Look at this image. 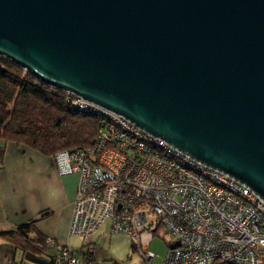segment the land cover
<instances>
[{
  "label": "water",
  "instance_id": "1",
  "mask_svg": "<svg viewBox=\"0 0 264 264\" xmlns=\"http://www.w3.org/2000/svg\"><path fill=\"white\" fill-rule=\"evenodd\" d=\"M0 56L264 202V0H0Z\"/></svg>",
  "mask_w": 264,
  "mask_h": 264
},
{
  "label": "built area",
  "instance_id": "2",
  "mask_svg": "<svg viewBox=\"0 0 264 264\" xmlns=\"http://www.w3.org/2000/svg\"><path fill=\"white\" fill-rule=\"evenodd\" d=\"M66 94L99 119L91 146L53 156L60 174H79L68 234L82 244L74 249L47 237L54 254L46 259L86 264L82 253L94 252L93 237L109 221L111 233L135 244L139 264H155L149 246L160 226L175 241L157 264H264V202L247 186L123 116Z\"/></svg>",
  "mask_w": 264,
  "mask_h": 264
},
{
  "label": "trees",
  "instance_id": "3",
  "mask_svg": "<svg viewBox=\"0 0 264 264\" xmlns=\"http://www.w3.org/2000/svg\"><path fill=\"white\" fill-rule=\"evenodd\" d=\"M99 117L75 107L67 94L36 80L25 69L0 56V150L6 142L29 147L54 156L60 151H75L91 146ZM44 215V214H42ZM37 220L1 231L15 247H21L24 259L34 264H54L46 245L47 236L36 227ZM160 230H155L154 235ZM132 249H137L131 244ZM94 253V252H93ZM93 253H82L90 264ZM235 264V263H222Z\"/></svg>",
  "mask_w": 264,
  "mask_h": 264
},
{
  "label": "crops",
  "instance_id": "4",
  "mask_svg": "<svg viewBox=\"0 0 264 264\" xmlns=\"http://www.w3.org/2000/svg\"><path fill=\"white\" fill-rule=\"evenodd\" d=\"M78 183V173H59L53 156L6 142L0 150V232L37 220L36 227L42 234L71 246L68 228ZM106 242L109 259L114 261L128 256V244L133 243L125 235L111 233L110 222L106 221L93 237L94 247L99 245L100 250L95 248L90 264H100L97 254H104ZM49 252L54 254L52 248ZM0 264L34 263L24 259L21 247L0 235Z\"/></svg>",
  "mask_w": 264,
  "mask_h": 264
},
{
  "label": "rangeland",
  "instance_id": "5",
  "mask_svg": "<svg viewBox=\"0 0 264 264\" xmlns=\"http://www.w3.org/2000/svg\"><path fill=\"white\" fill-rule=\"evenodd\" d=\"M145 209L147 211V213L150 216H153V212L151 209V204L150 203H146L145 204ZM106 225V224H104ZM82 238L78 237V236H71L70 237V244L72 246V248L76 249L78 247H80V245L82 244ZM175 241V238L167 233H163V232H159L158 234L154 235L149 249L151 251H153L155 254H157L154 263L157 264L159 261H161L166 255L167 252L170 248V245ZM66 243V242H64ZM108 242L105 243V246H103V251L104 254L98 253V257H99V262L100 264H138L139 263V254L137 250L132 249V247L130 246V244H128V248L130 249L128 256L125 255L123 258L118 259V260H111L109 259L110 256L109 253L111 254L110 250L108 248L107 245ZM63 244V243H62ZM95 248L97 249V251L100 250L99 245L95 246ZM95 251V249H94ZM108 257V258H106Z\"/></svg>",
  "mask_w": 264,
  "mask_h": 264
}]
</instances>
